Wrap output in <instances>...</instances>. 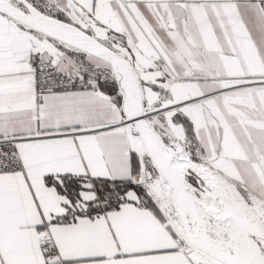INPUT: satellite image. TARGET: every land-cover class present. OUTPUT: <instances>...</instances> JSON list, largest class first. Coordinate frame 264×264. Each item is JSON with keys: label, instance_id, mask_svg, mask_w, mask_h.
Wrapping results in <instances>:
<instances>
[{"label": "snow or ice", "instance_id": "6c2138e0", "mask_svg": "<svg viewBox=\"0 0 264 264\" xmlns=\"http://www.w3.org/2000/svg\"><path fill=\"white\" fill-rule=\"evenodd\" d=\"M0 264H264V0H0Z\"/></svg>", "mask_w": 264, "mask_h": 264}]
</instances>
